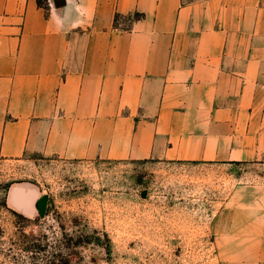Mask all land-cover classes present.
I'll return each instance as SVG.
<instances>
[{
  "label": "crops",
  "instance_id": "crops-1",
  "mask_svg": "<svg viewBox=\"0 0 264 264\" xmlns=\"http://www.w3.org/2000/svg\"><path fill=\"white\" fill-rule=\"evenodd\" d=\"M264 163V0H0V158ZM40 189L5 203L38 213ZM218 264H264V183L210 221Z\"/></svg>",
  "mask_w": 264,
  "mask_h": 264
},
{
  "label": "rangeland",
  "instance_id": "rangeland-1",
  "mask_svg": "<svg viewBox=\"0 0 264 264\" xmlns=\"http://www.w3.org/2000/svg\"><path fill=\"white\" fill-rule=\"evenodd\" d=\"M21 181L44 197L35 216L5 203ZM251 182L263 162L0 158V264H218L211 218Z\"/></svg>",
  "mask_w": 264,
  "mask_h": 264
},
{
  "label": "water",
  "instance_id": "water-1",
  "mask_svg": "<svg viewBox=\"0 0 264 264\" xmlns=\"http://www.w3.org/2000/svg\"><path fill=\"white\" fill-rule=\"evenodd\" d=\"M43 201H44V197L43 196H41L37 200L36 206H37L38 212H42Z\"/></svg>",
  "mask_w": 264,
  "mask_h": 264
}]
</instances>
